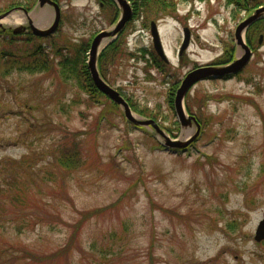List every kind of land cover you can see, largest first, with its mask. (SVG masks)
Segmentation results:
<instances>
[{"label":"rangeland","instance_id":"1","mask_svg":"<svg viewBox=\"0 0 264 264\" xmlns=\"http://www.w3.org/2000/svg\"><path fill=\"white\" fill-rule=\"evenodd\" d=\"M53 1L61 22L49 36L0 32V51L34 54L42 41L51 66L0 74V264H264V241L255 240L264 218V38L242 72L186 94L198 139L195 121L182 126L175 107L188 71L224 60L228 43L234 56L244 51L235 30L264 4L248 12L227 0H151L103 44L101 76L163 134L135 126L105 94L88 100L72 72L88 65L93 38L115 26L120 7ZM24 9L42 29L55 16L38 0H0V14L13 10L0 20L8 31L28 26ZM154 21L168 62L153 46ZM185 25L193 35L182 49ZM165 135L195 145L172 153L160 147ZM72 149L81 160L66 168L58 157Z\"/></svg>","mask_w":264,"mask_h":264},{"label":"water","instance_id":"2","mask_svg":"<svg viewBox=\"0 0 264 264\" xmlns=\"http://www.w3.org/2000/svg\"><path fill=\"white\" fill-rule=\"evenodd\" d=\"M118 6L121 9V16L115 26L111 27L107 30H102L101 32L97 33L95 37L93 38V41L91 43L90 48V54H89V69L91 71L92 78L94 80V83L96 86L102 90L106 95H108L112 100H114L116 103L123 106L125 111L126 117L133 121L137 125H148L153 124L156 129L163 133L164 132L159 129L158 125L153 120H139L136 118L132 112V109L126 101V99L122 96V94L115 88H113L111 85H109L100 75V72L98 71L97 67V60L98 55L102 49V46L105 42H107L110 38L114 39L119 32L125 27L128 20L131 18L133 14V9L128 0H115ZM38 3L40 6L45 5H52L55 8V16L54 19L51 21V24L47 28H38L36 24L33 22L32 18L29 16V11L24 9V13L28 15L29 24L28 26H22V27H16V28H9L10 31L12 30L14 33H21L23 31H28L33 34L39 35V36H48L55 31L61 20V8L60 5L53 1V0H38ZM22 8V7H21ZM13 10L4 12L0 14V20L5 18L6 16L10 15V13ZM252 14H250L247 19H244L242 22H240L235 30V38L237 45L241 46L244 49V53L241 56H238L233 62L223 65V66H201L197 67L193 70H191L188 75H186L179 86L176 98H175V107L177 114L179 116V120L182 124V126L190 125L191 122L195 121L197 124V135L200 132V124L196 121V118L194 116H187L186 110L184 107V100L186 94L189 92V90L194 86L197 82L208 79L209 78H217L224 76L226 74L235 73L239 70H241L247 63H249V60L252 55V50L249 44L245 40V33H247L248 27L255 22L258 19L264 18V6H261L257 8V10H254ZM155 23L153 22V35H154V45L156 47L157 52L161 55L163 59H167L163 43L161 41V38L159 37V33L157 28L155 27ZM0 28L3 30H7L8 28L2 24L0 21ZM185 39L183 42L182 49H185L186 46L189 44L190 40V33L189 30H185ZM262 41V37L260 39V42ZM166 139L165 144L170 147H184L187 146L190 142H184L180 140H174L170 139L168 136H164ZM195 139V137L193 138ZM255 240L258 242H261L264 240V218L259 222L256 232H255Z\"/></svg>","mask_w":264,"mask_h":264},{"label":"trees","instance_id":"3","mask_svg":"<svg viewBox=\"0 0 264 264\" xmlns=\"http://www.w3.org/2000/svg\"><path fill=\"white\" fill-rule=\"evenodd\" d=\"M104 3L109 4V6H116L114 0H101ZM134 2V13L141 12L143 7L150 3L151 0H132ZM165 5H167L166 0H155V2H161ZM228 5H231L233 8L238 9L239 11L246 10V11H252L253 9L257 8L260 4H264V0H227L226 2ZM0 32L2 33H9V37H11V40H22L19 38L22 34H14L12 31H4L0 29ZM264 35V18L259 19L255 21L247 31V41L252 46L256 43V41L260 39V35ZM27 35V34H26ZM29 36L34 38V34L30 33ZM44 44L42 41L37 46V51L34 53H37V56L31 57L33 54L29 55H22L21 57L18 55H14L13 53L7 51V50H1L0 51V57L5 58V61L0 65V70L4 68L3 71H0V74H9L13 70H29V71H43L48 70L51 66L48 59V51L45 50V48L42 46ZM232 44H227V52L224 54V62L230 61L234 56V50L235 47L231 46ZM259 45V42H258ZM59 50H57V53ZM56 53V54H57ZM33 54V55H34ZM38 55H41V58H38ZM10 56V57H9ZM155 65L159 66L158 68L165 71L164 64H162L160 61H156ZM72 72L74 73L75 78L78 80V83L80 85V88L84 90L88 94V100L92 102L98 101V95H101L102 93L98 90L96 85L93 82L91 72L89 70L88 65L85 61H83V66L81 68H75L73 67ZM70 73L68 72V75ZM67 78V75H64ZM225 96H222L220 100L225 99ZM100 101V100H99ZM76 145V143L74 142ZM77 146V145H76ZM58 157L59 162L65 166L66 168H74L80 163V156L77 154L73 149L67 152H62L59 154ZM80 159V160H79ZM201 158H199L200 160ZM1 192V189H0ZM13 202L17 203V200L11 199ZM26 254V256H25ZM22 257V256H21ZM20 257V258H21ZM23 257H27L29 259H33L36 257L32 252H28L27 250L23 252ZM45 258H53L51 255L45 256Z\"/></svg>","mask_w":264,"mask_h":264},{"label":"bare ground","instance_id":"4","mask_svg":"<svg viewBox=\"0 0 264 264\" xmlns=\"http://www.w3.org/2000/svg\"><path fill=\"white\" fill-rule=\"evenodd\" d=\"M15 16H16L17 19L22 18V16H20V15H13V17H15ZM33 16L36 17L37 15H34V14H33ZM38 18H39V23H38V24H43V23L46 22L47 19H48V18L45 17L44 14H40V15H38ZM189 132H190V131H189ZM190 133H191V132H190ZM190 133H187V135H189ZM187 135H186V136H187ZM187 138H188V136H187L185 139H187Z\"/></svg>","mask_w":264,"mask_h":264},{"label":"flooded vegetation","instance_id":"5","mask_svg":"<svg viewBox=\"0 0 264 264\" xmlns=\"http://www.w3.org/2000/svg\"><path fill=\"white\" fill-rule=\"evenodd\" d=\"M158 25L156 24V27H157ZM145 27H147V26H145ZM153 26H152V23H151V27H150V31H151V37H152V39H153V35H152V28ZM185 27L187 28V26L185 25ZM159 28V27H158ZM144 29V28H143ZM120 35H121V33H120ZM119 35V36H120ZM190 35H191V38H192V35H193V31H192V28L190 27ZM118 36V37H119ZM190 42H191V39H190ZM154 59V60H153ZM152 60L154 61V62H156L157 61V58H153ZM212 64H214V63H212ZM196 67H198V66H196ZM196 67H194V68H196ZM193 69V68H192Z\"/></svg>","mask_w":264,"mask_h":264}]
</instances>
